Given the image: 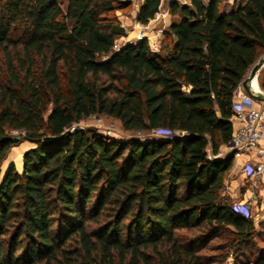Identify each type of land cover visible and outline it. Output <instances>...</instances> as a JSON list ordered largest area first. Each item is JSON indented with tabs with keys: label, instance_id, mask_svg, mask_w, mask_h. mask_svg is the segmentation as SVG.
Segmentation results:
<instances>
[{
	"label": "trees",
	"instance_id": "trees-1",
	"mask_svg": "<svg viewBox=\"0 0 264 264\" xmlns=\"http://www.w3.org/2000/svg\"><path fill=\"white\" fill-rule=\"evenodd\" d=\"M63 3L0 0V264H264V220L223 194L221 154L264 53V0H171L159 51L115 48L131 0ZM91 115L145 134L72 128ZM21 138V170L3 171Z\"/></svg>",
	"mask_w": 264,
	"mask_h": 264
},
{
	"label": "built area",
	"instance_id": "built-area-1",
	"mask_svg": "<svg viewBox=\"0 0 264 264\" xmlns=\"http://www.w3.org/2000/svg\"><path fill=\"white\" fill-rule=\"evenodd\" d=\"M142 29L138 32L137 39H128L126 43L135 42L143 38L148 37ZM150 47L154 51L159 50L160 43L158 40H148ZM119 48V47H118ZM117 48V49H118ZM262 80V87L264 90V65L258 72V77ZM235 94L237 98L234 100L235 114L233 122L235 125L234 133L228 149L233 153L234 157L241 156L245 151L257 150L258 153L264 154V146H260L261 140L264 138V107L262 102L253 99L244 89L242 82L237 86ZM105 117L98 115L97 117V128L109 135H112L115 131V126L112 124H106L104 122ZM81 123H76L72 128H82ZM152 134L160 133L159 130L154 129L151 131ZM138 136H143L145 133L142 131L136 132ZM243 169L248 172L250 176H260L264 174V160H260L256 163H245ZM234 207L241 213L253 217V213L249 209V205L245 203H234ZM245 207V210L242 209Z\"/></svg>",
	"mask_w": 264,
	"mask_h": 264
},
{
	"label": "rangeland",
	"instance_id": "rangeland-1",
	"mask_svg": "<svg viewBox=\"0 0 264 264\" xmlns=\"http://www.w3.org/2000/svg\"><path fill=\"white\" fill-rule=\"evenodd\" d=\"M132 4L129 8L125 10H117L116 15L121 22V24L125 28V34L122 35H117L116 36V44L115 48L117 49L118 47L120 48L128 39H137L138 32L141 31L142 29L145 32V35L148 40H157V37H160V35L164 34V30L168 29L170 22L172 20L178 19V17H174L171 15L169 11V3L171 0H162L163 2L161 3L160 9L156 16L151 19L147 24H143L137 20V13L138 10L143 2V0H131ZM181 3L187 2V0H179ZM239 1V0H237ZM234 0H226L225 5L228 7H231L233 4ZM64 7L66 4V0H64ZM162 41V40H161ZM159 40V43L161 42ZM159 51V50H158ZM264 53L261 54L263 56ZM3 73V72H2ZM104 122L106 124H113L115 126V131L112 133L113 136L120 137V138H127L130 136H138L136 133H131L123 129L121 126V123L119 120H117L114 117L110 116H105ZM97 117L98 115H91L83 120L80 121L81 125L83 128H97ZM19 132L18 131H13V134L18 136ZM33 143L29 140L22 139L17 145L12 146V148L9 151V154L7 156V159L4 161V164L2 166L3 171H5L6 167L8 166L9 163H14L15 166L21 170L22 167V158H23V153L29 149ZM234 162V159H233ZM234 203H242V202H233ZM246 206H248L245 203ZM242 209L245 210V207H242ZM250 211L253 213V219L257 221V214L255 211L249 207ZM213 241H217V239H214ZM233 259L229 258V262H232Z\"/></svg>",
	"mask_w": 264,
	"mask_h": 264
},
{
	"label": "crops",
	"instance_id": "crops-1",
	"mask_svg": "<svg viewBox=\"0 0 264 264\" xmlns=\"http://www.w3.org/2000/svg\"><path fill=\"white\" fill-rule=\"evenodd\" d=\"M226 7L227 9L231 8L227 5ZM166 30H164V32ZM162 38L163 35H160V37H157V40L161 41ZM160 49L161 42L159 46V50ZM256 82L262 87V80L260 78H258ZM186 88L190 90L191 87L188 86ZM236 96L237 94H235V97ZM262 105L264 107V102H262ZM227 146L228 145L222 146L221 154L226 155L231 153ZM260 146H264V138L261 140ZM260 160H264V154L258 153L257 150L245 151L241 156L234 157L232 168L224 176L223 189V194L228 196L232 202L246 203L255 211L258 216L256 219L257 221H255L256 224L264 220V174L257 177L254 175L250 176L248 172L243 169V166L245 163H256Z\"/></svg>",
	"mask_w": 264,
	"mask_h": 264
},
{
	"label": "water",
	"instance_id": "water-1",
	"mask_svg": "<svg viewBox=\"0 0 264 264\" xmlns=\"http://www.w3.org/2000/svg\"><path fill=\"white\" fill-rule=\"evenodd\" d=\"M264 65V55L260 56L258 60L251 67L247 77L242 82L245 91L255 100L259 102H264V90L260 88H256L254 86V79H258V72Z\"/></svg>",
	"mask_w": 264,
	"mask_h": 264
},
{
	"label": "bare ground",
	"instance_id": "bare-ground-1",
	"mask_svg": "<svg viewBox=\"0 0 264 264\" xmlns=\"http://www.w3.org/2000/svg\"><path fill=\"white\" fill-rule=\"evenodd\" d=\"M254 86L256 87V88H259V85L257 84V82H256V80L254 79Z\"/></svg>",
	"mask_w": 264,
	"mask_h": 264
}]
</instances>
